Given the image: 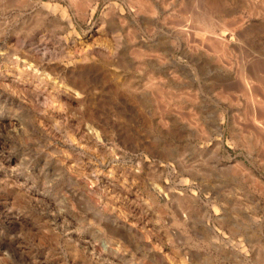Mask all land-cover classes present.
I'll use <instances>...</instances> for the list:
<instances>
[{
	"label": "rangeland",
	"instance_id": "1",
	"mask_svg": "<svg viewBox=\"0 0 264 264\" xmlns=\"http://www.w3.org/2000/svg\"><path fill=\"white\" fill-rule=\"evenodd\" d=\"M0 264H264V0H0Z\"/></svg>",
	"mask_w": 264,
	"mask_h": 264
},
{
	"label": "bare ground",
	"instance_id": "2",
	"mask_svg": "<svg viewBox=\"0 0 264 264\" xmlns=\"http://www.w3.org/2000/svg\"><path fill=\"white\" fill-rule=\"evenodd\" d=\"M142 3V2H141ZM144 3L146 4V2L144 1ZM143 3V4H144ZM212 4V3H211ZM143 6V5H142ZM146 7L148 6V7H150V9H151V5L150 4H147V5H145ZM193 13V12H192ZM203 18V17H202ZM208 18V17H207ZM206 20V19H205ZM210 31H208V33H209ZM208 36V35H207ZM206 39V38H205ZM220 42V41H219ZM246 75V74H245ZM248 76H249V74H248ZM246 77V76H245ZM248 79H249V77H248ZM246 80H247V78H246Z\"/></svg>",
	"mask_w": 264,
	"mask_h": 264
}]
</instances>
